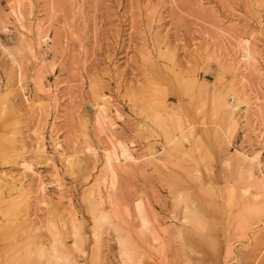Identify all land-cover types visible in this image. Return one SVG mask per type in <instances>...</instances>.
<instances>
[{
    "label": "rangeland",
    "instance_id": "374dc122",
    "mask_svg": "<svg viewBox=\"0 0 264 264\" xmlns=\"http://www.w3.org/2000/svg\"><path fill=\"white\" fill-rule=\"evenodd\" d=\"M0 264H264V0H0Z\"/></svg>",
    "mask_w": 264,
    "mask_h": 264
},
{
    "label": "bare ground",
    "instance_id": "6f19581e",
    "mask_svg": "<svg viewBox=\"0 0 264 264\" xmlns=\"http://www.w3.org/2000/svg\"><path fill=\"white\" fill-rule=\"evenodd\" d=\"M129 154V153H128Z\"/></svg>",
    "mask_w": 264,
    "mask_h": 264
}]
</instances>
